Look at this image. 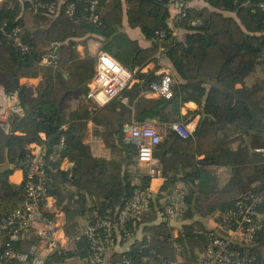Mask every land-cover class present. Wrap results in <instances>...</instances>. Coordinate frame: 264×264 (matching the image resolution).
<instances>
[{
  "label": "trees",
  "instance_id": "trees-1",
  "mask_svg": "<svg viewBox=\"0 0 264 264\" xmlns=\"http://www.w3.org/2000/svg\"><path fill=\"white\" fill-rule=\"evenodd\" d=\"M34 1L38 0L0 2V26L5 32L19 26L21 40L28 47L21 51L0 30V88L6 95H16L21 108L9 122L0 123V215L9 213L22 200L23 183H11L9 175L23 168L31 156L29 145L36 143L43 147L45 156L55 150L73 163L70 173L60 170L58 163L49 165L51 195H56L53 172L75 186L63 206V230L68 237L75 236L82 226L96 218L113 216L136 188L148 186L150 181L148 175H138L133 170L137 151L134 145L123 142V125L147 120L164 124L170 121L168 106L179 115L180 106L188 101L197 106L184 114L185 122L198 115L192 136L183 138L170 132L153 150L163 186L172 188L177 182L185 185L187 209L183 219L193 216L192 207L202 217L224 211L250 191L254 183H264V156L254 151L264 147V76L257 77L259 67L264 71V14L258 6L261 0H204L206 6L201 8L186 7L185 15L175 22L185 30L182 40L168 25L166 0H125V9L122 0H98L93 11L98 16L96 22L88 19L90 0H40L60 1L55 14L35 7ZM68 2L75 5L71 16L65 13ZM124 13L129 24L152 41L150 46L140 47L120 32ZM196 19L199 22L192 24ZM161 31L165 33L162 37ZM89 36L101 38L104 51L134 71L139 80L123 90L121 95L126 103L114 100L99 107L85 95L84 85L95 72V58H78L75 47ZM111 42L116 43V50L111 48ZM38 45L55 48V62L50 66L53 82L39 83L36 95L31 96L27 89L19 87L18 78L26 71L36 70L44 53L37 49ZM161 46L177 78L169 100L143 97L141 93L150 88L156 76L141 78L136 72V68L154 58ZM42 103L48 106L46 111L38 107ZM88 121L108 149L105 158L95 156L87 141ZM230 139H240L248 157L233 166L227 182L218 186L207 167L224 162L223 147ZM203 177L208 178L209 185L201 183ZM205 184L208 188L203 189ZM160 198V194L154 195L139 219L129 223L130 234L140 229L142 236L133 239L127 250L109 251L111 264L122 256L129 257L134 264H159L164 259H174V241L178 238L190 248L201 247L203 237L193 229L204 232L206 228L194 222L177 230L173 237L175 229L163 221ZM81 220L86 223L80 225ZM6 242L13 250L25 252L36 238L9 240L4 234L0 236V252ZM74 244V250L48 255L44 264H60L75 253L88 258L86 241ZM263 247L264 229L256 234L251 247V253L261 264ZM178 264L196 263L183 260Z\"/></svg>",
  "mask_w": 264,
  "mask_h": 264
},
{
  "label": "built area",
  "instance_id": "built-area-1",
  "mask_svg": "<svg viewBox=\"0 0 264 264\" xmlns=\"http://www.w3.org/2000/svg\"><path fill=\"white\" fill-rule=\"evenodd\" d=\"M97 3L98 0H90L91 14L88 19L92 22L98 19L97 14L93 12ZM186 3L187 0H166L168 8L174 9L178 18L185 15ZM59 4L60 1H34L35 7L44 9L48 14H55ZM258 6L264 14V0H261ZM74 8V3L68 2L65 13L71 16ZM198 22L199 20L196 19L191 23ZM0 30L21 51L28 50L27 45L21 40L19 26H14L7 32L4 31L3 26H0ZM164 34V31H161L159 36L162 37ZM162 51L161 46L154 58L161 59ZM54 60L55 54L47 51L40 56L39 62L54 64ZM157 73L159 79L150 83L148 91L154 98L169 100L173 97L172 70L162 64ZM134 81V71L128 70L107 52L98 51L95 56V72L88 84L86 96L99 107L114 100L126 103L127 99L121 94ZM7 100L8 102L0 103V123L9 122L14 114L21 112L16 95H8ZM155 124L151 120L130 121L125 123L122 129L123 142L135 146L136 163L139 168L146 170L145 173L150 178L156 176L158 172V158L153 154L155 145L170 132L188 138L192 136L196 127L192 122L169 121L164 123L166 131L162 135ZM59 144L60 146L63 144V139ZM29 148L31 156L20 169L23 173L22 200L9 213L0 215V236L6 234L9 240L36 238V242L25 252L13 250L6 242L0 252V264L13 261L15 264H44L48 255L64 250L59 242L60 233L64 232L63 226L55 220L53 209H49L55 197L48 192V184L50 183L49 165L58 163L60 170L70 173V168L62 166L63 161L67 159L62 158L55 150L45 156L44 149L39 144ZM254 151L264 156V147L255 148ZM153 196L149 186L136 188L125 206L116 208L113 216L96 218L86 223L73 237L64 234L66 243L74 244L84 239L88 248L89 263L103 264L107 252L114 248L116 242L131 238L129 223L133 219H139ZM161 204V214L168 220H181L187 209L182 191H178L175 196L162 198ZM212 227L213 229H206L204 232L196 231L203 237L201 247L197 248L196 264H261L251 253V247L256 234L264 229V183L260 185L254 183L253 188L238 197L230 208L216 211ZM178 263L179 260L175 257L164 259L159 264ZM114 264L134 263L129 257L122 256Z\"/></svg>",
  "mask_w": 264,
  "mask_h": 264
},
{
  "label": "crops",
  "instance_id": "crops-1",
  "mask_svg": "<svg viewBox=\"0 0 264 264\" xmlns=\"http://www.w3.org/2000/svg\"><path fill=\"white\" fill-rule=\"evenodd\" d=\"M122 5H123V9H125L126 8L125 0H122ZM186 6L201 8L203 6H206V3L204 2V0H187ZM168 11H169V17L167 19L168 25L173 30V34L177 37V39L182 40L185 34V30L180 29L175 25V22L177 19V13L174 9H171V8H168ZM225 14L234 16V13H231V12H225ZM119 30L120 32H123L128 38L135 41L137 45L140 47H148L151 45L152 41L149 39H146L138 27H135L129 24L127 17H126V13H124L122 22L119 25ZM102 43H103V40L101 38L97 36H89L86 39L78 42V44L75 47V53L78 58H83L85 56H92L95 58L98 51H103ZM37 49L44 53L47 51H51L55 54V48L52 47L51 45H38ZM162 64L167 65L171 68V63L167 60V58L164 56L163 53L161 55V59L159 60H157L156 58L151 59L140 69L136 68V72H138L141 78H145L151 74H154L156 76L155 80H158L159 75L157 71L160 65ZM51 65L52 64L39 62L38 65L35 67L36 68L35 71L29 70V71L24 72V74L20 78H18L19 87H23L24 89H27V91L29 92L28 95L35 96L37 93L36 88L39 83L50 84L53 82V75L50 70ZM172 73H173L174 84H175L177 82V78L173 70H172ZM257 77L259 79L260 74H257ZM90 80H88L86 82V85H84L87 88H88V84ZM138 81L139 80L135 76L134 82H138ZM236 86L238 87L240 85L237 84ZM141 95L143 97H151V98L153 97L148 90H144L141 93ZM7 99H8V95H6L3 89L0 88V103L8 102ZM74 104L73 102L71 103V106H70L71 109L74 108ZM38 107L42 111H46L48 109V106L44 103H42ZM196 107H197L196 104L192 101L185 102L182 106H180L179 115H178V114H174L172 112L171 107L168 106L166 108L168 120L170 121L182 120L183 122H185L184 114L186 113V111L194 110L196 109ZM151 121H154V120H151ZM197 121H198V115L194 116L192 119H190L186 123L192 122V124L196 125ZM154 122L157 123L156 121ZM87 126L89 128L88 134H87L88 135L87 141L89 142L91 146L93 154L98 157L99 156H102L103 158L107 157L108 149L103 146L98 135L93 133L94 125L92 124L91 121H88ZM41 137L44 138V135L41 134ZM95 141H96V146L99 145L100 147H102L103 154L102 153L100 155L96 154L95 149H94V144H93ZM33 145H36V143H31L29 146H33ZM247 152L248 151L242 147L240 139H230V141H228L227 145L223 147L222 158L224 162L221 164H214V165L207 167V169H209V171L211 172V175H213L214 181L215 182L217 181L218 186H222L227 182V180L229 179L230 173H231V168L235 165L241 164L243 159L248 157ZM202 157L203 156H199L198 158H202ZM72 165L73 163L70 162L69 160L63 161L62 163L63 167H68L70 169L72 168ZM138 167L139 166L135 164L133 166V170L137 172L138 175L140 174L145 175L146 174L145 171L138 170ZM22 179H23V173L20 169L14 170L9 175V181L15 185H19ZM52 182L56 190L55 191L56 195H54L55 197L54 202L50 204L49 209H53L54 218L57 221V223L60 224V226L61 225L64 226L65 214H64L63 206L66 200L73 195L75 191V186L73 185L71 181H69L68 179L64 180L62 177L58 175V173H55V172L52 173ZM163 182H164V179L161 177L160 171L158 168V172L156 176L150 178L148 186L150 187L153 195L156 196L157 194H160L161 196L160 201L162 198L165 199L168 196H175L178 191H182L185 195L186 189L183 183L177 182L172 188H168V187L163 186ZM214 215H215V212L207 217H204L207 219L208 225L211 227L213 226ZM181 220H183V217ZM85 223H86L85 220L80 221V225H84ZM174 229L175 230L173 231V237H176L177 236L176 228ZM64 234L65 232H62V234L60 233V239H59L60 244L63 246L64 250H74L76 248V245L73 243H66ZM141 236L142 234H141L140 229H136L135 232H133V235H131V238L127 240L126 242L124 243L116 242L113 250L114 251L127 250L129 243L133 239L140 238ZM109 251L106 254V260L103 264H111L110 262L111 252ZM60 264H90V263L87 257H81L75 253V255H72L71 257H67Z\"/></svg>",
  "mask_w": 264,
  "mask_h": 264
},
{
  "label": "rangeland",
  "instance_id": "rangeland-1",
  "mask_svg": "<svg viewBox=\"0 0 264 264\" xmlns=\"http://www.w3.org/2000/svg\"><path fill=\"white\" fill-rule=\"evenodd\" d=\"M110 45H111V48L112 49H114V50H116L117 49V45H116V43L115 42H111L110 43ZM102 50L104 51V49L102 48ZM119 51V53H121V54H123L124 52H123V50H120V49H118ZM108 54H110L109 52H107ZM111 55V54H110ZM112 56V55H111ZM113 57V56H112ZM257 74H260L261 75V77L262 76H264V71L261 69V67H259L258 68V71H257ZM91 101V100H90ZM92 103H93V101H91ZM75 102H73V104H74ZM94 104V103H93ZM156 125V127H157V130H158V132L160 133V134H164L165 133V131H166V126H164V124H158V123H156L155 124ZM94 144V149H95V152H96V154H98V155H100L101 153L103 154V149H102V147H100L99 145H97L96 146V141L93 143ZM96 147V148H95ZM98 157V156H97ZM99 157H102V156H99ZM136 165H137V163H136ZM138 166V165H137ZM138 170H143V171H145L146 172V170H144V169H141V168H139L138 167ZM209 173H210V175H211V172L209 171ZM203 181V182H202ZM206 182V184H208L209 185V182H208V178L206 179V178H201V183H205ZM203 185V189H204V187H206V188H208L207 187V185ZM195 186H197V183H195ZM192 224H194V222L192 223ZM191 225V224H190ZM185 226H187V225H185ZM177 230L178 229H176V232H177ZM196 229L194 228L193 229V232H195L196 233ZM179 232V231H178ZM174 244H175V250H176V257H177V259L179 260V261H183V260H193L194 262L196 261V256H197V254H198V251H197V249H194V248H190L189 246H187V244L183 241V239L182 238H178V239H175V241H174ZM262 253H263V262H264V247L262 248Z\"/></svg>",
  "mask_w": 264,
  "mask_h": 264
},
{
  "label": "water",
  "instance_id": "water-1",
  "mask_svg": "<svg viewBox=\"0 0 264 264\" xmlns=\"http://www.w3.org/2000/svg\"><path fill=\"white\" fill-rule=\"evenodd\" d=\"M193 216L191 218H186L183 220H168L166 217L163 218L164 222H168V224L176 229L181 230L183 226L190 225L193 222H199L201 223L206 229H213V227L208 225L207 219L204 217H201L199 214L194 212V208L192 207Z\"/></svg>",
  "mask_w": 264,
  "mask_h": 264
}]
</instances>
